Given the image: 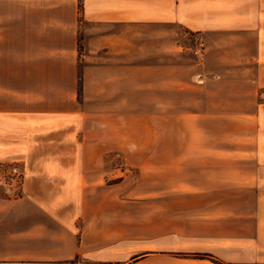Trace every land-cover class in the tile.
Wrapping results in <instances>:
<instances>
[{"label": "crops", "instance_id": "1", "mask_svg": "<svg viewBox=\"0 0 264 264\" xmlns=\"http://www.w3.org/2000/svg\"><path fill=\"white\" fill-rule=\"evenodd\" d=\"M173 25L256 50L189 90ZM13 162L0 264H264V0H0V194Z\"/></svg>", "mask_w": 264, "mask_h": 264}, {"label": "rangeland", "instance_id": "2", "mask_svg": "<svg viewBox=\"0 0 264 264\" xmlns=\"http://www.w3.org/2000/svg\"><path fill=\"white\" fill-rule=\"evenodd\" d=\"M234 30L227 29V30L199 33V32H193L182 26L173 25L172 31L169 33L168 32L165 33V37L168 38L169 36H171V40H172L171 59H172L173 69L175 66L181 68L176 71L174 70L176 75H173V76L181 77L182 79L186 80L187 83L185 84L187 87H189V90H191V88H194L193 84L196 82L195 75L199 73L198 67L201 65V62L203 60L206 61L207 59H209V62H213V59H211V57H213L212 55L244 56V55L254 54L256 50L254 48H250L246 46L244 47L225 46L227 41H231L233 39H240L243 41H252L257 38L256 35L242 33V29H234ZM163 36H164V33H161L160 36L158 33H154V32H142L141 33V37L147 40H156L159 37L163 39ZM78 39H79V48L81 47V50H82L83 34H79ZM206 45H213V47H210V46L207 47ZM141 51L149 57H152L153 55H155V53L158 54L155 57L164 55L163 49H160L159 51V49L157 48L154 49L152 47L142 48ZM166 54H167V51H166ZM208 65L209 67H211L212 64L209 63ZM191 77H193V79ZM181 85L183 86L184 83L182 84L179 83V85L175 87L178 88ZM173 91H174V88H173ZM175 93L176 94L173 95V99L175 100V103L177 104L183 105V104L192 103L195 99L192 95H190V93L187 95H182L181 98L179 97V93L177 92ZM1 178L3 179V181H5L6 187L10 189V191L9 192H7V190L3 191L1 192L0 196L2 198L3 197L4 198H10V197L17 198L20 192L18 191V189L14 191V188L11 187L12 186L11 185L12 183H10L11 179L9 178L6 179L2 174H1ZM132 210L135 212L138 211L141 217L143 215H146L147 213V208L143 207L142 205L134 209L129 208V211H132ZM158 210L159 209L157 208L156 211L158 212ZM125 211L127 210L125 209ZM77 226L81 229L82 222H79ZM181 242H182L181 239L179 240L173 237L172 243L174 246H172L171 248H164V249L159 247L157 248V250L170 252L171 256L180 258L183 255L187 254L186 248L180 247L179 244ZM159 243L162 244L161 245L162 247L164 242L160 241ZM140 244H141V248H143L142 243ZM141 253L142 252H140V254Z\"/></svg>", "mask_w": 264, "mask_h": 264}, {"label": "built area", "instance_id": "3", "mask_svg": "<svg viewBox=\"0 0 264 264\" xmlns=\"http://www.w3.org/2000/svg\"><path fill=\"white\" fill-rule=\"evenodd\" d=\"M2 175L7 179H11L10 183L18 191L21 189L23 179H24V171L19 165L18 162H13L5 166L2 170Z\"/></svg>", "mask_w": 264, "mask_h": 264}, {"label": "trees", "instance_id": "4", "mask_svg": "<svg viewBox=\"0 0 264 264\" xmlns=\"http://www.w3.org/2000/svg\"><path fill=\"white\" fill-rule=\"evenodd\" d=\"M197 256H204V255H197Z\"/></svg>", "mask_w": 264, "mask_h": 264}]
</instances>
